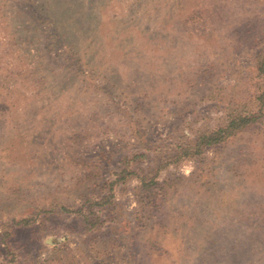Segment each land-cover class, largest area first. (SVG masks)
<instances>
[{"label":"rangeland","instance_id":"374dc122","mask_svg":"<svg viewBox=\"0 0 264 264\" xmlns=\"http://www.w3.org/2000/svg\"><path fill=\"white\" fill-rule=\"evenodd\" d=\"M260 60L264 0H0V264H264V104L173 152L259 110Z\"/></svg>","mask_w":264,"mask_h":264},{"label":"trees","instance_id":"16d2710c","mask_svg":"<svg viewBox=\"0 0 264 264\" xmlns=\"http://www.w3.org/2000/svg\"><path fill=\"white\" fill-rule=\"evenodd\" d=\"M257 72H258V76L262 80L260 86L261 91L259 92V95L257 97V101L260 103L259 110L256 113L243 112V113H238L236 115H229L226 122L221 128H218L217 130H213V131H204L198 133L196 139H194V142L191 145L187 143L175 144L174 145L175 149L173 151L175 153L174 159L178 158L177 154L179 151L183 156H186L187 158H191L194 155H199L202 153L204 149L217 146L223 143L224 141H226L228 138L233 137L240 131L258 122V120L261 117V107L264 104V60H260L258 62ZM144 157H145L144 155H135V157H133L130 160L127 158H123L124 165L122 170L119 172V175H117V177L119 176V179L124 180L126 177L130 175H135L134 171L132 170V167H129V164L132 161H136ZM140 182L142 184V187H145V189L148 188V186L157 185V183L154 181V178L150 179L149 185L145 183L146 182L145 178L143 179L141 178ZM96 220H98V218ZM14 225H16L17 227H26L29 225V221L27 219H20L19 221L14 222Z\"/></svg>","mask_w":264,"mask_h":264}]
</instances>
